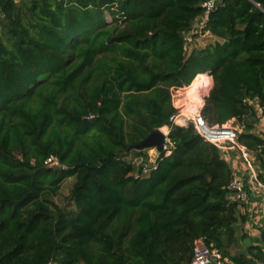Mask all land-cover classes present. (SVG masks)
<instances>
[{"label":"trees","instance_id":"1","mask_svg":"<svg viewBox=\"0 0 264 264\" xmlns=\"http://www.w3.org/2000/svg\"><path fill=\"white\" fill-rule=\"evenodd\" d=\"M202 2L0 0V264H190L197 238L225 264L264 259L226 198L230 164L168 120L170 87L208 72L203 116L234 119L264 171V0H216L213 42L187 52ZM164 125L171 153L135 177L131 146ZM69 177L74 210L50 200Z\"/></svg>","mask_w":264,"mask_h":264},{"label":"built area","instance_id":"2","mask_svg":"<svg viewBox=\"0 0 264 264\" xmlns=\"http://www.w3.org/2000/svg\"><path fill=\"white\" fill-rule=\"evenodd\" d=\"M215 3L216 0H203L201 3L204 12L197 23L198 34L209 35L208 32L201 33L200 29L206 20L207 14L214 8ZM192 30L183 32L186 47H188ZM205 74L209 76V79L190 94L185 93L182 89L189 86L193 80L188 85L170 87L171 104L174 112L168 120L170 123L180 126L192 124L196 132L205 141L219 150L221 157L230 164L233 171V175L226 185V198L230 202L237 203L241 211L246 214L245 223L247 220L254 219L255 214L264 220V171L258 169L253 153L238 142L237 134L241 129L234 119L223 124H213L208 123L203 116L201 109L204 105V98L208 94L211 79L208 72H205ZM162 127H165L166 131H162ZM162 127L159 129L164 135L163 151L157 153L155 148H149L141 151L139 156L133 157L132 163L136 166L135 177L148 175L156 168L161 155L167 156L171 153L172 144L168 138V125ZM52 162H57V159L53 156H49L45 160V164H51ZM260 225V236H262L264 234V223ZM262 248L264 250V241ZM212 263L225 264V259L221 257L217 250L209 247L202 238L195 239L190 264ZM255 264H264V259L255 261Z\"/></svg>","mask_w":264,"mask_h":264},{"label":"rangeland","instance_id":"3","mask_svg":"<svg viewBox=\"0 0 264 264\" xmlns=\"http://www.w3.org/2000/svg\"><path fill=\"white\" fill-rule=\"evenodd\" d=\"M197 23L198 22H195L193 24V28H192L193 30L190 32V37L191 38H190V41L188 43L187 52H189L191 50V48L203 47V46H205L208 43H212L213 40H214V38L210 37L209 35L198 34L197 33V30H198L197 29V25L198 24ZM201 84L199 83L198 86H200ZM182 90L185 93H187V94H190V93L193 92V89H188V90H192L191 92L190 91L187 92L185 89H182ZM162 128H163V130L166 131L165 127H162ZM240 129H241V127H240ZM263 130H264V119L261 118L259 124L256 126L254 131L257 134H259ZM132 156H133V153H130V154H128L126 156V158L130 160V159H132ZM56 163L57 162H52L51 164H56ZM51 164H46V165L49 167ZM73 181H74L73 177H69V178L64 179V181L62 182V184L60 186V189L57 192V194L52 196V197H50V200L54 204H56L57 207H59L61 209H64V210H74L73 203H72V201L70 199V190H71ZM242 228L244 230V227H242ZM230 251L234 252V248H232Z\"/></svg>","mask_w":264,"mask_h":264},{"label":"water","instance_id":"4","mask_svg":"<svg viewBox=\"0 0 264 264\" xmlns=\"http://www.w3.org/2000/svg\"><path fill=\"white\" fill-rule=\"evenodd\" d=\"M163 142L164 135L163 132L159 128H155L151 130V132L140 142L131 146V149L137 151H143L144 149L155 148L157 153H161L163 151ZM49 167L61 170L63 166L59 165L58 162L56 164H51ZM236 231L238 230V226L235 227ZM243 245L248 247L250 245L249 239H243Z\"/></svg>","mask_w":264,"mask_h":264},{"label":"crops","instance_id":"5","mask_svg":"<svg viewBox=\"0 0 264 264\" xmlns=\"http://www.w3.org/2000/svg\"><path fill=\"white\" fill-rule=\"evenodd\" d=\"M200 18H197L195 20V22H199ZM211 37V36H210ZM264 223V220L262 219V217L258 216L257 214H255V218L247 220L246 223H244V231L247 233L248 235V239L250 244H254V245H259V246H263V241L261 239V225Z\"/></svg>","mask_w":264,"mask_h":264},{"label":"bare ground","instance_id":"6","mask_svg":"<svg viewBox=\"0 0 264 264\" xmlns=\"http://www.w3.org/2000/svg\"><path fill=\"white\" fill-rule=\"evenodd\" d=\"M205 79H206V74L204 73V78H203L199 83H200V84H201V83L203 84ZM185 90H186L187 92H188V91H190V92L192 91V90H188V89H185ZM161 129H162V131H165V130H163V128H161Z\"/></svg>","mask_w":264,"mask_h":264}]
</instances>
